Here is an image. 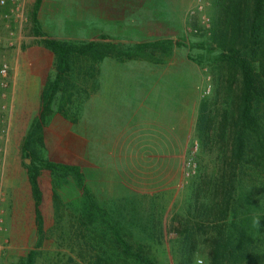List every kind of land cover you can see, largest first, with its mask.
<instances>
[{"label": "rangeland", "instance_id": "obj_1", "mask_svg": "<svg viewBox=\"0 0 264 264\" xmlns=\"http://www.w3.org/2000/svg\"><path fill=\"white\" fill-rule=\"evenodd\" d=\"M214 1L202 0L204 11L200 14L196 11L198 2L194 0L193 6L188 9H191V15L187 14L186 18L189 27L181 34L184 37L181 38L182 46L169 57L165 56L161 66L144 68L131 63L124 66L125 72L136 77L135 80L110 83L113 89H119V84L124 82L122 85L125 90L133 92L142 101L121 115L120 118L124 120L119 121L118 115L114 113L77 115L74 113V99L69 102L65 96L62 99L61 96L68 93L64 90L53 101V114L40 134L43 158L78 167L85 186L100 205L114 211L121 210L119 214L124 218L130 216L131 209L135 208L144 218L138 222L142 231L133 225L134 222L127 226L131 227L132 235L141 240L154 264H209L210 246L215 234L210 230L204 234H191L190 230L185 235L181 230L186 222L191 182L199 169L194 138L197 107L202 97L210 91L207 63L217 53L208 50L212 46V24L219 14ZM50 5L59 7L60 3ZM23 14L25 19L17 35L18 40H15L14 34L0 35L4 36L0 38V65L6 64L8 72L7 52L18 44L20 52L36 60L34 69L43 82L51 76L53 61L42 48L35 47L37 40L32 38L28 30V10ZM82 69L88 71L84 65ZM137 69L141 70L139 75ZM103 70L108 72V67L104 65ZM82 72L79 75L82 76ZM135 75L140 77V81H136L138 78ZM182 89H190L187 93L190 98L186 94L189 108H166L158 103L157 96L163 90L175 96V91H185ZM144 95L146 97L143 99ZM183 99L186 101L185 97ZM60 106L67 110L66 118L54 113L55 108ZM37 111L38 106L33 118ZM4 128H0V264H17L36 240L33 202L30 198L29 203L22 204L26 208L21 209L11 206L17 192L27 189L28 183L24 177V163L19 156L22 134L11 129L5 132ZM189 160L194 166V173L186 174ZM213 162V157L204 156L201 167L210 171ZM114 175H117V180L123 181L126 186L124 190L121 185L115 184ZM60 183L56 185L47 172L40 173V212L48 237L36 250L33 264H82L64 247H60L55 238L49 236V233L57 236L51 192H57L63 202L73 198L75 192L72 181ZM122 192L127 196L117 197ZM250 225L254 232L264 234L263 218L252 221ZM184 236H188L190 249L191 242L194 245L190 255H186ZM253 240L252 244H255V240L258 244L263 242L262 237L256 234Z\"/></svg>", "mask_w": 264, "mask_h": 264}, {"label": "trees", "instance_id": "obj_2", "mask_svg": "<svg viewBox=\"0 0 264 264\" xmlns=\"http://www.w3.org/2000/svg\"><path fill=\"white\" fill-rule=\"evenodd\" d=\"M39 3L34 1L29 14L31 32L52 54L53 71L43 83L37 114L20 142L36 240L17 264H33L36 250L48 237L40 212L38 179L42 171L56 185L69 180L75 188L73 198L65 202L57 192H51L57 236H49L60 247L82 264H154L128 227L134 222L142 231L138 222L144 218L135 208L124 218L121 210L100 205L85 186L78 167L43 158L40 134L58 93L67 90L62 99H72L71 75L82 61L150 57L156 50L168 53L171 42L120 47L108 42L46 38L36 19ZM214 6L221 15L214 18L208 50L217 53L207 63L210 91L197 107L194 138L199 169L191 182L181 232L204 234L210 230L215 234L209 264H264V234L250 228L252 221L264 220V0H215ZM55 111L66 118L64 107ZM204 156L214 158L210 171L201 167ZM255 234L262 237L261 244L256 240L252 244ZM187 239L184 236L186 255H190L194 245L191 242L190 249Z\"/></svg>", "mask_w": 264, "mask_h": 264}, {"label": "crops", "instance_id": "obj_3", "mask_svg": "<svg viewBox=\"0 0 264 264\" xmlns=\"http://www.w3.org/2000/svg\"><path fill=\"white\" fill-rule=\"evenodd\" d=\"M34 1L18 0L16 6L6 4L0 7V35L14 34L16 35L15 40H18L17 35L25 19L23 13L27 9L29 17ZM55 2H59L60 6L56 7ZM51 3L55 7L51 6ZM193 4L194 0H40L36 19L40 32L46 38L70 42H108L120 47L157 41H170L172 45L168 53L156 50L150 54V57L145 58L119 60L105 57L98 61H82L79 70L71 75V82L73 81L71 98L74 99L76 108L74 113L77 115L114 113L118 115L119 121L124 120L120 118L121 115L126 114L142 101L138 100L133 92L125 90L122 85L124 82L119 84V89H113L110 83H120L126 79V81L135 80L136 77H131L130 73L125 72L124 66L131 63L142 65L144 68L161 66L165 56L169 57L175 49L181 47V41H183L181 38H184L181 34L185 28L189 27V21H186L187 11ZM192 27L193 22L191 21ZM28 30L32 35L30 25ZM32 38L37 40L35 47L42 48L53 61L52 54L41 46L40 38L33 35ZM7 56L9 58L7 87L4 91H0L2 94L0 96V116H2L0 117V128L3 129L5 126V132L10 129L20 131L23 137L28 128L27 123L30 124L37 106L39 107L41 88L47 77L41 82L40 76H37L34 69L36 60L20 52L18 44L7 52ZM82 65L88 67V71L82 69ZM104 65L108 67V72L103 70ZM81 71H83L82 76L79 75ZM85 71H87L86 75ZM140 72L141 70L137 69V75ZM137 78L136 81H140V77L137 76ZM182 90L185 91H175V96L163 90L157 96L158 103L166 108L173 106L189 108L190 102L186 94L190 92V89ZM145 97L146 95L142 98ZM64 112L67 113V110ZM54 113L59 114L56 111ZM114 176L115 184L121 185L124 190L126 186L123 181L117 180V175ZM24 177L26 179V174ZM126 196L127 194L122 192L117 197L125 198ZM30 198L27 184V189L17 192L11 206L16 209L26 208L22 204L29 203Z\"/></svg>", "mask_w": 264, "mask_h": 264}, {"label": "built area", "instance_id": "obj_4", "mask_svg": "<svg viewBox=\"0 0 264 264\" xmlns=\"http://www.w3.org/2000/svg\"><path fill=\"white\" fill-rule=\"evenodd\" d=\"M202 0H197L198 4L196 5V11H198L200 14L204 11V7L201 4ZM18 3V0H0V7H4L6 6V4L12 5V6H16V4ZM188 15H191V9L188 11L187 13ZM6 77H7V65L6 64H1L0 65V91H4V89L7 87V81H6ZM0 96H2V94H0ZM186 166L188 168L189 171H187L186 174L193 172L194 173V166L191 163V161H187Z\"/></svg>", "mask_w": 264, "mask_h": 264}]
</instances>
